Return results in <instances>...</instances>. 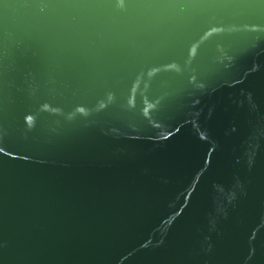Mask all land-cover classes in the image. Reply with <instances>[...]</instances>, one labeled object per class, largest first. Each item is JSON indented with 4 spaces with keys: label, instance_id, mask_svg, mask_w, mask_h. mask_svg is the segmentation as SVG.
<instances>
[{
    "label": "water",
    "instance_id": "95a60500",
    "mask_svg": "<svg viewBox=\"0 0 264 264\" xmlns=\"http://www.w3.org/2000/svg\"><path fill=\"white\" fill-rule=\"evenodd\" d=\"M0 264H264V0H0Z\"/></svg>",
    "mask_w": 264,
    "mask_h": 264
}]
</instances>
